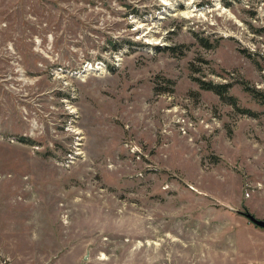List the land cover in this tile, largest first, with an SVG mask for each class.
<instances>
[{
    "label": "rangeland",
    "instance_id": "374dc122",
    "mask_svg": "<svg viewBox=\"0 0 264 264\" xmlns=\"http://www.w3.org/2000/svg\"><path fill=\"white\" fill-rule=\"evenodd\" d=\"M263 95L264 0H0V264H264Z\"/></svg>",
    "mask_w": 264,
    "mask_h": 264
},
{
    "label": "water",
    "instance_id": "95a60500",
    "mask_svg": "<svg viewBox=\"0 0 264 264\" xmlns=\"http://www.w3.org/2000/svg\"><path fill=\"white\" fill-rule=\"evenodd\" d=\"M238 211H239V213L245 215L254 224L261 226V227H264V220L263 219L256 217L253 213H251L249 211H242V210H238Z\"/></svg>",
    "mask_w": 264,
    "mask_h": 264
},
{
    "label": "trees",
    "instance_id": "16d2710c",
    "mask_svg": "<svg viewBox=\"0 0 264 264\" xmlns=\"http://www.w3.org/2000/svg\"><path fill=\"white\" fill-rule=\"evenodd\" d=\"M225 87V85H216V84H212L210 83V88L214 89L215 91H217L220 94H223L224 90L223 88ZM260 98L262 99V101L264 102V95L260 96Z\"/></svg>",
    "mask_w": 264,
    "mask_h": 264
}]
</instances>
